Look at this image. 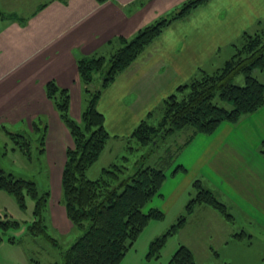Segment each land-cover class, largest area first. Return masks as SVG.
<instances>
[{
	"label": "crops",
	"instance_id": "0c3cea01",
	"mask_svg": "<svg viewBox=\"0 0 264 264\" xmlns=\"http://www.w3.org/2000/svg\"><path fill=\"white\" fill-rule=\"evenodd\" d=\"M28 1L27 8L20 5V13L0 11V137L5 151L1 158L6 156L12 163L17 159L18 164H13L22 166L20 150L12 148L8 131H30L35 122L47 126L45 150L39 154L34 142L32 165H40L38 171L48 175L46 215L49 227L61 235L72 230L61 201L62 172L72 139L46 94V84L55 81L69 89L70 113L80 120L84 86L78 60L110 55L120 45L119 37H134L145 25L178 9L186 0ZM263 27L264 0H208L173 20L101 94L97 108L104 114L111 137L88 175L104 156L107 162L98 165L97 174L114 161L111 159H118L115 144L127 139L142 120L150 119L151 112L180 84L203 69L212 71L222 66L244 32ZM256 74L264 82V73ZM22 159L26 161L23 153ZM178 161L186 171L168 177L164 185L172 187L176 182L174 187H192L191 195L193 182L200 179L234 217L228 221L201 204L187 222L198 210L214 214L215 222L221 220L227 228L226 246L233 240L248 239L234 234L247 231L246 226L236 225L239 218L243 224L264 225V104L237 122L220 123L211 134H195ZM231 224L237 227L231 230ZM217 228L215 233L210 231L209 239L219 234Z\"/></svg>",
	"mask_w": 264,
	"mask_h": 264
},
{
	"label": "trees",
	"instance_id": "16d2710c",
	"mask_svg": "<svg viewBox=\"0 0 264 264\" xmlns=\"http://www.w3.org/2000/svg\"><path fill=\"white\" fill-rule=\"evenodd\" d=\"M107 0H97L102 3ZM208 0H186L171 13L160 16L145 25L128 39L119 37L120 45L110 55H90L78 60L80 78L84 86V109L80 120L70 113V91L55 81L46 84V94L52 100L60 118L69 130L72 142L66 150V161L61 178V201L66 208L71 231L77 238L68 247L49 232L47 208L50 189L40 190L37 181L16 175L0 166V189L13 194L21 207L26 206V194L35 199L34 220L28 234L37 238L46 236L60 247L61 262L56 264H121L126 252L152 219L165 214L158 204L151 205L156 196L164 199L161 191L169 176L186 167L178 161L183 148L195 134H211L224 121L237 122L245 114L258 110L264 104V82L256 71L264 73V27L255 32H244L235 45L233 54L222 66L212 71L201 70L190 81L180 84L175 92L163 99L150 119L142 120L127 137L129 154L101 169L91 178L89 168L98 160L111 137L105 127L104 114L97 108L103 91L154 41L173 20L185 16ZM14 16V13H4ZM101 76H100V75ZM244 75V84L234 81ZM97 80V82H96ZM30 131H8L12 148L20 150L32 164V150H45L47 126L33 123ZM189 132L184 134L185 131ZM183 132V141L173 138L164 154L153 158L156 149L169 136ZM135 142V144H134ZM134 144V145H133ZM5 154L0 152L1 156ZM123 154V153H122ZM136 158L134 163L131 159ZM194 192L185 205V212L170 229L151 244L156 253L168 235L179 233L197 205H207L228 221L234 217L227 205L200 179L193 182ZM17 220L6 215L0 227L8 231L17 226ZM244 229L236 237L250 236ZM247 236V237H248ZM10 241L15 237L10 235ZM32 262H35L30 258ZM60 262V263H59ZM169 264H198L193 250L181 242Z\"/></svg>",
	"mask_w": 264,
	"mask_h": 264
},
{
	"label": "rangeland",
	"instance_id": "374dc122",
	"mask_svg": "<svg viewBox=\"0 0 264 264\" xmlns=\"http://www.w3.org/2000/svg\"><path fill=\"white\" fill-rule=\"evenodd\" d=\"M28 4V0H0V11H15L20 13V5L23 6L22 8H27ZM238 79L240 80L238 84H244L245 78L243 74L237 75L234 81L236 80L237 82ZM155 115L157 116L155 120H157L159 117L158 109H155ZM150 121L152 122L154 119H150ZM188 132L189 131L186 130L184 134ZM180 137H183V132L179 134L176 133L162 140L153 158L159 154H164L167 146L173 143V138H178L179 140ZM2 141L0 137V152H3L4 149V143H2ZM180 141H183V138L180 139ZM115 145L114 149L117 150L115 154H118V152L121 156L129 154V149H126V140L119 141ZM173 149H175L174 145ZM35 151L34 153H36ZM17 153L20 156V163L23 164L22 166L14 165V162L18 164V160L16 159L12 163L6 156L0 159V166L8 171L13 170L16 175L34 179L37 181L40 190L45 188L50 189L47 185L49 180L48 175L46 177L43 170L38 171L40 165H27V162L25 161V163L22 159V153L20 151ZM136 159L137 157L132 158V163H134ZM111 160L117 161L118 159L114 157ZM106 162L107 156H104L100 160V164H106ZM98 165L91 169L89 176L97 177L100 174L101 169H99L100 171L98 174L96 173ZM171 177L172 176H169V178ZM174 184H176V182L172 184V187L165 184L161 191L166 193V198L164 197V199L160 200L159 197L156 196L151 203V205L158 204L159 207L164 209L165 214L162 218L152 219L147 224L136 239L134 245L126 252L121 264H169L170 259L181 242L187 244V246L193 250L198 264H264V225L257 226L256 223L250 225L248 222L243 224L239 218L236 225L246 226L247 231H245V233L252 235L251 237L246 236L248 238L247 240H233L226 246L224 245V241L226 240L225 233L227 228L224 222H221V220L215 222L214 214L212 215L210 212H204L203 210L195 212L193 218L185 223L179 233L168 235L158 252L150 253L152 242L157 237L167 232L172 224L178 220V217L185 212V205L192 196L190 195L192 187H174ZM25 202L26 206L21 207L19 201L13 194L0 189V219L6 218L7 215L18 222L17 226L10 228L8 231L0 227V264H34L30 258L36 261V264H56L55 262H61L59 246L53 244L46 236L40 235L37 238H33L28 234L29 225L34 220L33 211L35 208V199L26 194ZM48 224L50 225L49 219ZM228 226H230V228H228L231 230L237 227L232 224ZM217 227H219V234L215 236L214 239H209L210 231L215 233V230H218ZM48 229L54 237L57 236V238L60 239V244L63 247H69L78 236L77 232L74 231H69L67 234L60 235L51 227ZM10 235L15 237V242L9 240L8 237H10ZM210 247H212V249H210ZM26 251L30 252V255H27ZM216 253H218V255H216Z\"/></svg>",
	"mask_w": 264,
	"mask_h": 264
}]
</instances>
